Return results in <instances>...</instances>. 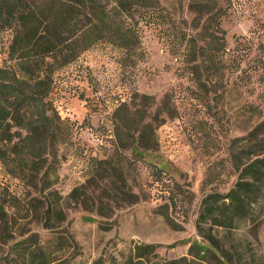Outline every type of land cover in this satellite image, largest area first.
I'll use <instances>...</instances> for the list:
<instances>
[{"label":"trees","instance_id":"16d2710c","mask_svg":"<svg viewBox=\"0 0 264 264\" xmlns=\"http://www.w3.org/2000/svg\"><path fill=\"white\" fill-rule=\"evenodd\" d=\"M230 2L189 0L190 20H176L160 0H0V31L8 29L11 33L7 57L0 63V163L22 185L16 191L0 188V219L8 222V236L13 239L10 248L23 250L17 258H9V252L8 264H50L54 260L42 249L36 231L23 226L24 230L15 234L13 225L33 216L52 229L66 217L59 205L61 194L53 185L63 158L60 145L70 140L78 124L62 117L50 96L58 71L98 42L118 48L121 65H134L145 57L141 40L144 27L152 26L178 59L179 73L204 90L205 95H194L198 101H205L203 97L211 89L226 86L231 72L239 71L237 80L254 78L253 82L264 87V17L255 21L249 34L234 36L235 43L229 48L221 21ZM260 95L264 98V92ZM152 103L151 94L134 92L129 100L114 107L110 116L113 149L106 157L90 156L88 176L70 189V198L83 204L91 184H101L106 197L127 203L146 197L128 186L124 168L127 158L145 159L150 175L161 177L163 166L145 158L157 142L155 125L149 117ZM252 105L261 114V109ZM160 108L170 116L175 114L170 92L164 93ZM237 139L241 145L229 150L235 181L223 192L208 191L202 196L196 218L199 232L202 223L234 226L248 217L261 193L264 118ZM50 196L55 198L53 202ZM162 199L166 207L175 203L171 192L163 194ZM164 217L171 223L168 212ZM206 238L227 263H235L232 257L240 261L241 254L235 247L219 250L212 233ZM188 255L160 259L155 245L145 244L136 247L134 258L128 257L125 264H189L200 257L192 252Z\"/></svg>","mask_w":264,"mask_h":264},{"label":"rangeland","instance_id":"374dc122","mask_svg":"<svg viewBox=\"0 0 264 264\" xmlns=\"http://www.w3.org/2000/svg\"><path fill=\"white\" fill-rule=\"evenodd\" d=\"M188 1L160 0L176 20H190ZM263 17L264 0H231L221 21L227 46L234 45V36L249 34L255 21ZM10 37L8 29L0 31V63L7 57ZM141 40L145 57L134 65H121L120 50L98 42L56 74L50 96L60 115L78 124L70 140L60 145L63 158L53 185L61 194L59 205L66 217L50 229L31 216L13 225V233L24 230L23 226L36 231L42 249L54 259L50 264H125L128 257L134 258V249L145 244H154L160 259L189 256L192 252L200 257L189 264H231L211 247L206 238L209 233L215 236L219 250L228 246L237 249L241 259L236 262L232 257L234 264H264V185L248 217L234 226L202 223V232L196 227L202 196L208 191L223 192L235 181L229 150H236L241 145L237 137L264 118V98L260 95L264 87L253 82L254 78L237 80L239 71L231 72L226 86L211 89L203 97L205 101H198L194 95L203 96L204 90L179 73L178 59L156 28L145 26ZM166 91L176 108L171 116L160 108ZM134 92L154 97L149 117L155 125L157 142L145 158L163 166L161 177L150 175L145 159L127 158L126 183L133 191L145 194L144 199L133 203L112 199L104 195L101 184H91L84 203L74 201L68 192L88 176L90 156L106 157L113 149L110 116L114 107L129 100ZM252 104L261 109V114ZM2 187L22 189L18 179L0 163ZM169 192L175 203L166 207L161 204L162 197ZM4 205L8 210V201ZM164 212H168L171 223ZM51 216L55 218V213ZM12 242L8 222L0 219V264H8L9 252V258L22 253V249L10 248Z\"/></svg>","mask_w":264,"mask_h":264}]
</instances>
